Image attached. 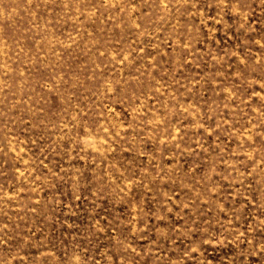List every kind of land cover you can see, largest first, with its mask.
<instances>
[{
  "label": "rangeland",
  "instance_id": "374dc122",
  "mask_svg": "<svg viewBox=\"0 0 264 264\" xmlns=\"http://www.w3.org/2000/svg\"><path fill=\"white\" fill-rule=\"evenodd\" d=\"M0 264H264V0H0Z\"/></svg>",
  "mask_w": 264,
  "mask_h": 264
}]
</instances>
